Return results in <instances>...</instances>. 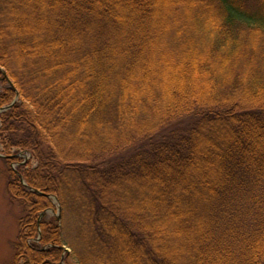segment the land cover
Returning a JSON list of instances; mask_svg holds the SVG:
<instances>
[{"label": "trees", "instance_id": "obj_1", "mask_svg": "<svg viewBox=\"0 0 264 264\" xmlns=\"http://www.w3.org/2000/svg\"><path fill=\"white\" fill-rule=\"evenodd\" d=\"M2 72L12 264H264V0H0Z\"/></svg>", "mask_w": 264, "mask_h": 264}, {"label": "rangeland", "instance_id": "obj_2", "mask_svg": "<svg viewBox=\"0 0 264 264\" xmlns=\"http://www.w3.org/2000/svg\"><path fill=\"white\" fill-rule=\"evenodd\" d=\"M25 10V8H24ZM24 10L17 11L19 13L24 12ZM5 18V17H4ZM18 19V18H16ZM160 25L159 23L157 24ZM155 26V25H154ZM5 45H7L5 43ZM4 45V46H5ZM17 56V55H16ZM13 58V63L16 67L23 68V71L25 74H28V69L24 66V63L22 62V59L20 57H13L12 55L10 58ZM19 65V66H18ZM19 67V68H21ZM24 74V73H22ZM13 87V84L10 80L4 81L0 78V91L8 88L11 89ZM15 91V97L18 95L17 91ZM15 97L13 98L12 102L14 101ZM19 99L17 97L16 101ZM21 155L22 160L25 161H31L30 155L24 153ZM4 158L0 157V264H12L13 259V250H12V244L15 242L17 234H18V219L21 216V210L19 209L18 205L16 203H12L9 201L6 189H7V183L10 179L9 173L10 170H17V164H7L3 161ZM31 165H35L34 161H31ZM52 205L54 206L52 208L51 212H48L46 214V217L48 219H59L61 218L60 210L58 207V203L51 200ZM72 214H67L63 218L65 219L66 223L68 222L67 227L70 229V233L73 234V228L75 225V218L72 217ZM67 248V247H66ZM68 254H70V249ZM82 250V249H81ZM65 255V253H63Z\"/></svg>", "mask_w": 264, "mask_h": 264}, {"label": "water", "instance_id": "obj_3", "mask_svg": "<svg viewBox=\"0 0 264 264\" xmlns=\"http://www.w3.org/2000/svg\"><path fill=\"white\" fill-rule=\"evenodd\" d=\"M2 74L5 76L4 73H2ZM17 97H18V96L15 97L14 101L12 102V104L16 101ZM12 104H11V105H12ZM11 105L1 108V109H0V113H2V112H4V111L8 110V109L11 107ZM18 156H21V155H18ZM0 157H1V155H0ZM18 177H19V179H20V182H21L24 186H26V184L24 183V180H23V178L21 177V175L18 174ZM32 191H34V190H32ZM46 197H48L49 199H53L54 201H57L56 197L53 196V195H46ZM49 211H52V210H49ZM43 214H44V213H42V214L40 215V218L43 216ZM62 249H63L65 252L68 251V250H67L66 248H64V247H62Z\"/></svg>", "mask_w": 264, "mask_h": 264}]
</instances>
